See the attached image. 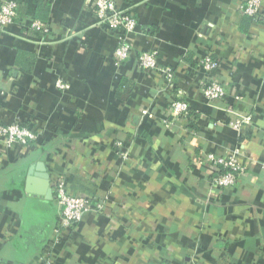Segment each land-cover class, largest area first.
I'll use <instances>...</instances> for the list:
<instances>
[{
	"label": "crops",
	"instance_id": "obj_1",
	"mask_svg": "<svg viewBox=\"0 0 264 264\" xmlns=\"http://www.w3.org/2000/svg\"><path fill=\"white\" fill-rule=\"evenodd\" d=\"M94 1L18 0V19L0 30V122L39 133L0 156V264H264V25L244 23L245 0H118L138 26L116 65V36ZM42 2L47 34L27 25ZM150 50L173 66L172 88L139 68L137 54ZM205 55L218 61L210 76L222 100L201 94ZM172 98L189 118L170 121ZM228 107L252 116L241 132ZM235 149L244 174L215 188L206 153ZM38 162L104 208L64 229L56 200L25 190Z\"/></svg>",
	"mask_w": 264,
	"mask_h": 264
},
{
	"label": "built area",
	"instance_id": "obj_2",
	"mask_svg": "<svg viewBox=\"0 0 264 264\" xmlns=\"http://www.w3.org/2000/svg\"><path fill=\"white\" fill-rule=\"evenodd\" d=\"M118 0H95V14L97 18L106 25L108 29L116 33L117 44L113 51V58L116 65L127 60L130 56L132 48L133 34L136 32L138 21L127 11L120 10L117 4ZM264 0H245L241 6L240 15L251 16L254 21H260L264 25ZM18 0H0V30L6 28L8 25L18 17ZM30 29L40 33L47 34L50 31V26L37 19L30 21ZM137 62L139 68L142 70H158L160 71L167 83V87L174 86V72L172 65L160 66L158 63V51H142L137 54ZM201 71L205 73L206 78L201 86V94L208 102L222 100L226 95L224 85L213 76H210L218 67V61L211 55L200 57L198 61ZM55 86L59 90H66L69 88L68 82L63 79H57ZM239 99V96L235 97ZM168 113L171 115L170 121L179 119H187L190 115L188 103L180 98H172L167 104ZM228 114L233 117L229 121V127L241 132L252 121L250 114H241L234 108L228 107L226 109ZM147 111L143 110L142 114ZM169 120L164 119L162 123L169 125ZM39 133L30 128L25 123L0 122V156L5 150L14 147H29L38 139ZM117 149L120 150V156L125 160L127 155L123 150V143L117 141L115 143ZM239 152L235 149L228 156H220L214 153H206L205 160L213 165V175L211 183L215 188H229L234 186L238 179L244 174L245 168L236 158ZM220 168L224 169L221 173H216ZM50 185L53 193V198L60 207L61 226L64 229H70L79 224L86 215L92 212L101 211L104 208L106 199H96L91 196L82 194H71L66 189L65 178L62 175L50 180Z\"/></svg>",
	"mask_w": 264,
	"mask_h": 264
},
{
	"label": "water",
	"instance_id": "obj_3",
	"mask_svg": "<svg viewBox=\"0 0 264 264\" xmlns=\"http://www.w3.org/2000/svg\"><path fill=\"white\" fill-rule=\"evenodd\" d=\"M25 190L29 193L42 195L47 199L53 197L50 176L42 162L32 164L28 168Z\"/></svg>",
	"mask_w": 264,
	"mask_h": 264
},
{
	"label": "trees",
	"instance_id": "obj_4",
	"mask_svg": "<svg viewBox=\"0 0 264 264\" xmlns=\"http://www.w3.org/2000/svg\"><path fill=\"white\" fill-rule=\"evenodd\" d=\"M46 5L47 7H48V2H42V3H40L39 5H38V11L35 13V18L34 19H38V20H41V21H43V22H45V23H47L48 24V20H47V16L45 15L46 13H47V10H46V8L45 7H43L42 5ZM42 7V8H41ZM245 17H244V23H248L247 21H249L250 19H252V17L251 16H248V15H244ZM16 19H18V17L16 18ZM15 19V20H16ZM14 20V21H15ZM13 21V22H14ZM30 21L31 20H29V21H27V25L28 26H30ZM12 24V23H11ZM9 26V25H8ZM110 30V29H109ZM111 31V30H110ZM111 32H113V31H111ZM114 34H115V36H116V33L115 32H113ZM117 39V38H116ZM116 44H117V42H116ZM115 47H116V45H115ZM115 49V48H114ZM113 56V55H112ZM113 60H114V58H113ZM30 128H32V126H29ZM33 129V128H32ZM36 131H37V129H35ZM38 132V131H37ZM38 138H39V136H38ZM224 171V169H222V168H220L216 173H221V172H223Z\"/></svg>",
	"mask_w": 264,
	"mask_h": 264
}]
</instances>
